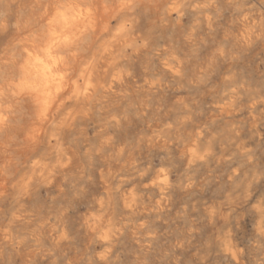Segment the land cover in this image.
I'll return each mask as SVG.
<instances>
[{
    "label": "bare ground",
    "instance_id": "obj_1",
    "mask_svg": "<svg viewBox=\"0 0 264 264\" xmlns=\"http://www.w3.org/2000/svg\"><path fill=\"white\" fill-rule=\"evenodd\" d=\"M214 7L211 0H0V264L72 250L66 200L79 195L85 202L75 232L88 257L104 261L123 234L143 226L147 191L158 194L159 210L195 185L192 176L176 179L170 164L152 177L147 147L170 152L178 144L188 167L225 155L206 127L188 122V89L212 61L150 36L175 30L194 52L197 28H213ZM194 13L201 15L191 19ZM241 21L248 48L264 24L248 14ZM235 55L223 49L211 60ZM243 82L229 79L233 88L216 116L229 115L249 91ZM255 95L252 89L250 100ZM238 130L230 139L240 148ZM236 176L231 170L226 180ZM223 214L216 205L206 212L211 222Z\"/></svg>",
    "mask_w": 264,
    "mask_h": 264
},
{
    "label": "rangeland",
    "instance_id": "obj_2",
    "mask_svg": "<svg viewBox=\"0 0 264 264\" xmlns=\"http://www.w3.org/2000/svg\"><path fill=\"white\" fill-rule=\"evenodd\" d=\"M263 1L211 0L215 5L211 12L213 28L207 30L202 25L197 28L201 41L194 52L175 30L150 34L153 43H169L190 59L206 57L212 61L199 84L188 89V122L194 128L206 127L209 139L217 147L227 149L225 155L188 167L178 155L177 148L181 147L178 144L170 152L165 147H147L143 161L152 177L170 164L176 179L192 176L195 185L190 190L177 191L169 204L159 210L154 208L158 194L147 191L143 226L137 235L132 231L123 234L104 261L89 258L86 240L75 232L76 212L83 209L85 198L81 195L79 200L68 198L73 249L64 255L37 257L32 264H264V36L259 35L252 46L243 48L244 34L239 30L243 14L264 24ZM200 15L194 13L190 17ZM188 24L185 21L184 27ZM228 30L233 33H227ZM223 49H233L236 55L211 60ZM231 77L244 81L249 91H242L237 105L229 108V115L222 118L216 116V111L227 104L233 88L229 83ZM252 89L261 96L257 94L250 100ZM166 96L168 100L173 94L167 92ZM233 128L239 129L240 148L232 145ZM134 133L135 129H131L128 138ZM231 170L237 176L228 182L226 174ZM42 202L47 205L46 200ZM215 205L224 214L211 222L206 212ZM205 249L207 253L202 254Z\"/></svg>",
    "mask_w": 264,
    "mask_h": 264
}]
</instances>
